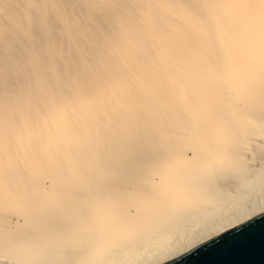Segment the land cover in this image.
Masks as SVG:
<instances>
[{"label": "bare ground", "instance_id": "6f19581e", "mask_svg": "<svg viewBox=\"0 0 264 264\" xmlns=\"http://www.w3.org/2000/svg\"><path fill=\"white\" fill-rule=\"evenodd\" d=\"M264 212V0H0V264H162Z\"/></svg>", "mask_w": 264, "mask_h": 264}, {"label": "water", "instance_id": "95a60500", "mask_svg": "<svg viewBox=\"0 0 264 264\" xmlns=\"http://www.w3.org/2000/svg\"><path fill=\"white\" fill-rule=\"evenodd\" d=\"M162 264H264V212Z\"/></svg>", "mask_w": 264, "mask_h": 264}]
</instances>
